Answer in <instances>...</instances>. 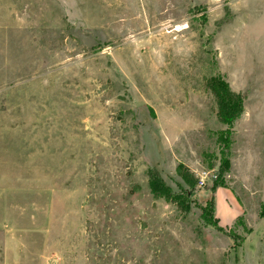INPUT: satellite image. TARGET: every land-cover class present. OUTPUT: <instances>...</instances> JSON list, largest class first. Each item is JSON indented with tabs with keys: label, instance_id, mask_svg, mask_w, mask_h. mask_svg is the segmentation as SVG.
<instances>
[{
	"label": "rangeland",
	"instance_id": "rangeland-1",
	"mask_svg": "<svg viewBox=\"0 0 264 264\" xmlns=\"http://www.w3.org/2000/svg\"><path fill=\"white\" fill-rule=\"evenodd\" d=\"M11 263L264 264V0H0Z\"/></svg>",
	"mask_w": 264,
	"mask_h": 264
},
{
	"label": "trees",
	"instance_id": "trees-1",
	"mask_svg": "<svg viewBox=\"0 0 264 264\" xmlns=\"http://www.w3.org/2000/svg\"><path fill=\"white\" fill-rule=\"evenodd\" d=\"M227 94V93H226ZM229 96V94H227V97ZM231 110V112L228 114H226L227 110ZM242 102L237 100V101H232L230 98L226 99L224 96L220 97V110H219V117L220 120L226 124H232L235 122V120H237L242 113ZM149 186L151 189V192L153 194H157L158 196L161 197H167L168 194L164 193L162 190V188L164 186L163 182L161 181V178H153L151 177L149 180ZM215 189H213V191H215ZM211 206H212V212H215V201H214V197H212L211 201ZM216 222H219L218 219H215Z\"/></svg>",
	"mask_w": 264,
	"mask_h": 264
},
{
	"label": "built area",
	"instance_id": "built-area-1",
	"mask_svg": "<svg viewBox=\"0 0 264 264\" xmlns=\"http://www.w3.org/2000/svg\"><path fill=\"white\" fill-rule=\"evenodd\" d=\"M200 183H201V184L203 183V179H200Z\"/></svg>",
	"mask_w": 264,
	"mask_h": 264
},
{
	"label": "crops",
	"instance_id": "crops-1",
	"mask_svg": "<svg viewBox=\"0 0 264 264\" xmlns=\"http://www.w3.org/2000/svg\"><path fill=\"white\" fill-rule=\"evenodd\" d=\"M8 228V227H7ZM6 262H7V260H6ZM12 264V263H11Z\"/></svg>",
	"mask_w": 264,
	"mask_h": 264
}]
</instances>
